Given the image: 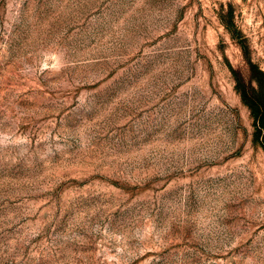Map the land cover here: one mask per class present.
<instances>
[{"label": "rangeland", "instance_id": "374dc122", "mask_svg": "<svg viewBox=\"0 0 264 264\" xmlns=\"http://www.w3.org/2000/svg\"><path fill=\"white\" fill-rule=\"evenodd\" d=\"M0 264H264V0H0Z\"/></svg>", "mask_w": 264, "mask_h": 264}]
</instances>
